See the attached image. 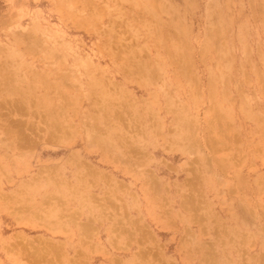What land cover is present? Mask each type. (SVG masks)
I'll list each match as a JSON object with an SVG mask.
<instances>
[{"label":"rangeland","instance_id":"obj_1","mask_svg":"<svg viewBox=\"0 0 264 264\" xmlns=\"http://www.w3.org/2000/svg\"><path fill=\"white\" fill-rule=\"evenodd\" d=\"M61 247L264 257V0H0V264Z\"/></svg>","mask_w":264,"mask_h":264},{"label":"bare ground","instance_id":"obj_2","mask_svg":"<svg viewBox=\"0 0 264 264\" xmlns=\"http://www.w3.org/2000/svg\"><path fill=\"white\" fill-rule=\"evenodd\" d=\"M215 110V109H214ZM208 130V129H207ZM214 142V141H213ZM214 145V144H213ZM214 150H216V149H214ZM132 151V150H131ZM133 152V151H132ZM193 172V171H192ZM196 182H197V180H196ZM200 184V183H199ZM198 184V185H199ZM121 188V187H120ZM115 190V189H114ZM118 190V189H117ZM263 190V189H262ZM234 192V191H233ZM59 202V201H58ZM196 208V207H195ZM199 209V208H198ZM197 210V209H196ZM54 211L56 212V209L54 208ZM234 214H236V213H234ZM75 215V214H74ZM73 214H72V216H70V215H67V216H70V219L72 220V219H74V216ZM251 215V214H250ZM56 216V215H55ZM59 216V215H58ZM57 216V217H58ZM196 216V215H195ZM194 216V217H195ZM57 217H55V220H56V222H55V224L56 225H61V224H64V225H67V224H70V221H60L59 219L60 218H62L63 216L62 215H60L58 218ZM73 217V218H72ZM257 217H258V215H257ZM76 218V217H75ZM76 220V219H75ZM194 220V219H193ZM45 222H46V224L47 225H50V222H48L47 220H44ZM73 221V220H72ZM69 222V223H68ZM199 222V221H198ZM99 223V222H98ZM99 224H101V223H99ZM52 225V224H51ZM79 225H81V224H79ZM84 225V224H83ZM80 227V226H79ZM87 227V226H86ZM143 227H144V225H143ZM77 228V227H76ZM91 228H93V227H91ZM48 229V228H47ZM80 229V228H79ZM83 229H85L86 231H87V229H89V226H88V228L86 229V228H84L83 227ZM129 229L130 230H132V232L133 233H131L132 235L130 236V237H128V235H125V239H126V242H129L130 240H131V238H132V236H135V235H133L134 233H137V231L133 228V226H129ZM84 231V230H83ZM144 231H146V230H144ZM204 231V230H203ZM121 232H124V230H123V228L122 227H118V229H117V233H119L120 235H121ZM88 233V232H87ZM87 233H85V235L87 234ZM89 233H90V231H89ZM88 233V234H89ZM215 233V232H214ZM87 234V235H88ZM90 234H93V233H90ZM95 234V233H94ZM90 236V235H89ZM88 237V236H87ZM118 237V236H117ZM38 237H36L35 239H37ZM90 238H91V236H90ZM43 240H45V238L43 239ZM42 240V243H40V245H41V247L40 246H38V247H40L41 249H42V245H45V244H43V243H46V241L44 242ZM48 240V239H47ZM88 240V239H87ZM90 240L91 239H89V243H90ZM187 240V239H186ZM39 241H41L40 239H39ZM50 241V240H49ZM113 241V240H112ZM150 241V240H149ZM28 243H30L29 241H28ZM80 243H81V241H80ZM148 243V242H147ZM91 244V243H90ZM129 244V243H128ZM223 244V243H222ZM16 245H18V243L16 244ZM20 245H23V244H20ZM19 245V246H20ZM27 245V244H26ZM37 245H39V243L37 244ZM46 245H47V249L49 248L48 247V244L46 243ZM83 245V244H82ZM114 245H115V243H114ZM139 245V244H138ZM148 246H150L149 244H147ZM30 246H32V245H30ZM129 246V245H128ZM142 246H144V245H142ZM10 247H12V246H10ZM14 247H16L15 245H14ZM21 247V246H20ZM33 247V246H32ZM46 248V246H43V249H45ZM52 246H50V248H51ZM91 247H92V245H91ZM116 247V246H115ZM9 248V247H8ZM21 248H23L24 249V251L26 250V251H28L27 249L29 248V249H31L30 247H27V249H25L26 247H24V245L21 247ZM21 248H19V249H21ZM39 248V249H40ZM56 247H54V249H55ZM146 248V247H145ZM23 249H21V250H23ZM38 249V248H37ZM36 249V250H37ZM123 249V248H122ZM11 250V249H10ZM9 250V251H10ZM148 250V249H147ZM23 251V252H24ZM25 251V252H26ZM38 251V250H37ZM45 251V250H44ZM58 252H60L61 253V255H59V264H86V261H84L85 260V258H84V260H83V256L81 257V255H78L79 257H77V256H75V258H73V259H66L65 258V256L64 255H66L65 253H64V250H63V252H62V247H61V250L59 251V250H57ZM57 251H55L54 252V254H56L57 253ZM78 251V250H77ZM24 252V253H25ZM31 252H33V251H31ZM31 252H27V255L28 254H31ZM240 252V251H239ZM16 253V252H15ZM36 253V252H35ZM35 253H34V255H35ZM44 253V252H43ZM81 253V252H80ZM135 253V252H134ZM40 254H42V252H41V250H40ZM54 254L53 255H51V256H54ZM135 254H137V253H135ZM26 255V257H29V256H27ZM45 255H47V251H45ZM50 255V254H49ZM58 255H55L54 257H56L57 258V256ZM77 255V254H76ZM124 256H126V255H124ZM47 257V256H46ZM87 257V256H86ZM110 257V256H109ZM45 258V257H44ZM116 258V257H115ZM136 258V261H137V263L136 264H146V263H148V264H154V261H153V258H152V256L148 253V252H146V251H144V249L143 248H140V251L138 252V255L135 257ZM210 258V257H209ZM213 258V257H212ZM32 259L33 260H35L34 259V256L33 257H31V259H30V257H29V259L28 260H30V261H32ZM52 257L51 258H49L48 260L50 261V263L48 262V260L46 261V263L47 264H58V263H56V261L54 260L53 262H52ZM218 259H220V258H218ZM70 260V261H69ZM232 260V259H231ZM247 260V259H246ZM256 260H258L257 262H255V263H261L263 260H264V257L263 256H258V257H256ZM29 261V262H30ZM114 261L116 262L117 261V259L115 260L114 259ZM135 260L134 261H131V264H134V262H136ZM212 261H214V262H216V260L215 259H211L210 260V262H212ZM219 261V260H218ZM249 261H250V259H249ZM248 261V262H249ZM42 262V261H41ZM115 262L113 263V264H115ZM118 262V261H117ZM116 262V263H117ZM121 262V261H120ZM240 261H238V263H239ZM38 263H39V261H38ZM237 263V264H238ZM41 264H43V263H41ZM45 264V263H44ZM249 264V263H248ZM254 264V263H253Z\"/></svg>","mask_w":264,"mask_h":264}]
</instances>
